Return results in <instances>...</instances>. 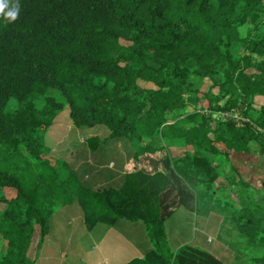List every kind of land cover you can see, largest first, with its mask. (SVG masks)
<instances>
[{
    "label": "trees",
    "instance_id": "16d2710c",
    "mask_svg": "<svg viewBox=\"0 0 264 264\" xmlns=\"http://www.w3.org/2000/svg\"><path fill=\"white\" fill-rule=\"evenodd\" d=\"M19 4L15 21L0 17V264H34L35 231L42 242L57 207L73 204L88 228L145 226L151 247L125 264H227L191 245L171 250L164 223L195 209L200 190L214 193L215 155L264 158V101L255 102L264 98V34L251 35L264 28V0ZM204 107L236 108L245 120L214 121ZM61 111L86 130L92 151L126 155L115 182L93 185L86 172L48 167L39 133ZM157 137L185 149L172 153L152 143ZM239 210L232 221L264 248V203Z\"/></svg>",
    "mask_w": 264,
    "mask_h": 264
},
{
    "label": "rangeland",
    "instance_id": "374dc122",
    "mask_svg": "<svg viewBox=\"0 0 264 264\" xmlns=\"http://www.w3.org/2000/svg\"><path fill=\"white\" fill-rule=\"evenodd\" d=\"M248 28L250 27L241 28L240 35L244 36ZM262 34H264V28H261L258 32L251 33L254 38H258ZM235 49L237 53L243 52L242 46H238ZM209 84L210 81L205 79L199 86L200 91H205ZM51 93L55 94V92ZM255 102L256 104H260L263 102V98L257 97ZM184 111H191V108L187 107ZM39 134H41L42 141L45 145L42 158L47 160L48 167L56 170L62 168V165L66 166V169L62 172L63 174L69 168L81 170V173H88L91 161L97 164L100 161L113 157L112 152L114 149L100 148L92 151L84 137L87 134L86 130L75 126L71 127L64 111L57 113L53 119V123L50 126L48 125L46 129H41ZM148 141V138H143L141 144H145ZM152 143L163 145L172 153H180L185 149L181 146L180 140L177 138L157 137L152 140ZM218 146L222 148L223 144L219 142ZM249 158L250 160L246 162H238L236 164L237 167L233 165L236 169L235 172L230 169V156L226 159L221 153L215 155L214 159L218 170V178L214 183V193L207 195L204 190H200L197 195L195 209L188 210L184 208L191 212L190 230H197L202 234L204 242L195 241L193 243L189 241L175 246L170 242V237L167 235L171 250L175 251L180 246L191 245L212 253L227 264H260L259 262H264V248L251 244L253 243L251 242V237L242 232L232 221V217L240 212L239 209L241 206L264 203V190L262 187L264 179V158L258 155L255 156L252 153ZM32 162L34 164L35 161L33 160ZM233 176L236 181L231 180ZM5 193L7 196H10L14 191L11 188H6ZM62 207H57V212ZM250 207L253 208L255 206ZM66 213L70 216L68 212ZM175 214L168 220L172 219ZM168 220L165 221L164 226ZM140 228V238L147 245V230L143 224H141ZM66 229V240L64 238L57 239L60 243H66L64 241H67L69 244L71 241L72 246L70 248L73 250H80L82 248L79 239L82 240L85 248H88L90 243L94 244L96 242L88 233L84 234L81 231L80 224L77 220L67 224ZM257 236L256 234L253 238L255 239ZM216 245L219 248L215 247ZM37 247L38 231L36 230L28 251L31 258L35 256ZM211 251H214L219 256ZM144 252L141 257H143ZM68 259L73 261L74 264H84V258L69 257Z\"/></svg>",
    "mask_w": 264,
    "mask_h": 264
},
{
    "label": "crops",
    "instance_id": "0c3cea01",
    "mask_svg": "<svg viewBox=\"0 0 264 264\" xmlns=\"http://www.w3.org/2000/svg\"><path fill=\"white\" fill-rule=\"evenodd\" d=\"M257 97L263 98L256 96L255 101ZM249 156L250 153L232 152L230 154L231 165L237 167L238 162L250 160ZM125 164L126 155L117 152L112 158L100 161V163L95 164L94 161H91L87 176L93 185L110 184L124 173ZM66 212L72 217L68 216ZM190 214L191 212L188 210L180 208L165 225L170 242L175 246L189 241L193 243L195 241L204 242L202 234L197 230H190ZM76 220L80 224L81 231L84 234L88 233L92 239L96 240L94 244L90 243L88 248H85L81 239H79L80 245H82L80 250L71 249V241L69 244L67 241L60 243L57 239L64 238L66 240V225ZM140 227L141 223L122 220L113 226L97 224L88 228L83 223L81 210L76 204L64 206L59 212L56 211L52 215L49 230L42 242L38 241V247L32 259L34 264H74L68 259L69 257L84 258V264H125L132 258L141 257L143 251H147L151 247L148 238L146 240L147 245L141 240ZM211 252L215 253L214 251Z\"/></svg>",
    "mask_w": 264,
    "mask_h": 264
},
{
    "label": "built area",
    "instance_id": "2783aa9c",
    "mask_svg": "<svg viewBox=\"0 0 264 264\" xmlns=\"http://www.w3.org/2000/svg\"><path fill=\"white\" fill-rule=\"evenodd\" d=\"M200 112L208 115L214 121H234L238 126L242 125L245 120L236 108L231 109H210L207 107L201 108Z\"/></svg>",
    "mask_w": 264,
    "mask_h": 264
},
{
    "label": "clouds",
    "instance_id": "9594fccd",
    "mask_svg": "<svg viewBox=\"0 0 264 264\" xmlns=\"http://www.w3.org/2000/svg\"><path fill=\"white\" fill-rule=\"evenodd\" d=\"M19 13V0H0V17L8 22H13L18 18Z\"/></svg>",
    "mask_w": 264,
    "mask_h": 264
}]
</instances>
